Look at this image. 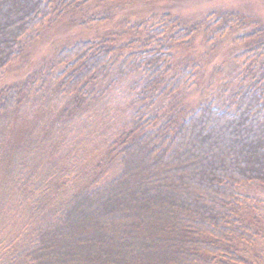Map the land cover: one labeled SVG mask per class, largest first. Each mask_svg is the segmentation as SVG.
Listing matches in <instances>:
<instances>
[{
  "label": "trees",
  "instance_id": "16d2710c",
  "mask_svg": "<svg viewBox=\"0 0 264 264\" xmlns=\"http://www.w3.org/2000/svg\"><path fill=\"white\" fill-rule=\"evenodd\" d=\"M190 1L0 0V80L97 32L0 87V264H264V19Z\"/></svg>",
  "mask_w": 264,
  "mask_h": 264
},
{
  "label": "rangeland",
  "instance_id": "374dc122",
  "mask_svg": "<svg viewBox=\"0 0 264 264\" xmlns=\"http://www.w3.org/2000/svg\"><path fill=\"white\" fill-rule=\"evenodd\" d=\"M203 2L204 3L196 4V2L190 1L192 5L187 3L186 4L178 3V2L169 3V4H165V3L156 4L157 8H155V10L159 9V10L170 11L172 13H176L177 15H180L183 18H186L188 16L199 17L206 12H212V11L222 13L224 10H238V12L242 15L249 14L248 16H253V17L256 16L258 18L264 19V3H261V0H255V1L254 0H203ZM141 4L136 7L137 10L138 9L145 10L144 7L141 6ZM140 10H138L139 12H137L135 15L130 17L131 22L139 19L140 17L147 18L149 12L146 10L145 11H140ZM95 34H97V32H93L91 30L87 32L85 30H81L78 28L66 32H63L56 28L51 29L44 36L41 43L35 47L30 59V61H32V64L26 65V68L24 70L19 69V71L13 70L12 72H8L6 74L7 76L5 75L0 80V87L3 86L5 83H9L11 80H18L21 77V73H25L26 70L29 71L31 69V66L33 64L34 65L37 64V61L42 56L53 53L54 46L58 45L59 43L68 44L69 43V41H67L68 39L71 38L74 39L76 37L77 38L92 37L95 36ZM227 37L229 42H226L224 46L221 45V50L224 48V52H226L228 48H230L232 45L231 36L229 35ZM209 55L211 54L209 53ZM221 59H222L221 64L223 63L222 72L218 76H216V80L214 81L213 85L209 88L208 93L210 95L219 94L222 91H224L225 94L230 93L236 88L238 83L237 76L241 71V64L229 59L227 54H224L223 57H218L217 59H215L213 64L216 63V60H221ZM211 66L212 63L209 65V68H211ZM81 130H82L81 128L75 127L64 138H83L84 135H82L83 132ZM28 214H29V210H25V212L22 215L23 217L22 219L24 220ZM10 215L11 212L8 214V217ZM22 219L11 220L7 217L6 219H2L1 225L3 228V234H2V238L4 239L3 243L7 242V240H10L12 236L16 235V232L19 230V225L22 222Z\"/></svg>",
  "mask_w": 264,
  "mask_h": 264
}]
</instances>
